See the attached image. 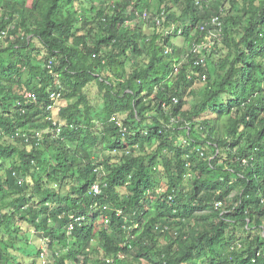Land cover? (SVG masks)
Segmentation results:
<instances>
[{"label":"trees","instance_id":"16d2710c","mask_svg":"<svg viewBox=\"0 0 264 264\" xmlns=\"http://www.w3.org/2000/svg\"><path fill=\"white\" fill-rule=\"evenodd\" d=\"M263 219L264 0H0V264H264Z\"/></svg>","mask_w":264,"mask_h":264},{"label":"built area","instance_id":"2783aa9c","mask_svg":"<svg viewBox=\"0 0 264 264\" xmlns=\"http://www.w3.org/2000/svg\"><path fill=\"white\" fill-rule=\"evenodd\" d=\"M143 15H144V17L145 16L147 17L146 12ZM211 22H212V24L216 25L218 27V29H208L210 36H212V38L220 39V37H221V24H220L219 18L217 16H215V17H213ZM201 28L203 29L204 27L202 26ZM180 32H181V29H179V33ZM211 48H213V42L208 41V42L193 45V47H191L190 51L192 52V54H195L197 52L204 51L205 49L209 50ZM204 59H205V56L199 57L198 59H196L194 61V65L199 66L201 64H204ZM205 78H206V75L203 74L202 79H205ZM52 96L54 98H58L59 94H57L56 97L54 94H52ZM173 100L176 102V98H173ZM37 136H38V133H37ZM92 190H93L94 194L99 193L100 192V185L94 184L92 186ZM216 205L221 206L222 203L216 202ZM84 220H85V217L82 215L74 216L73 219L64 227L66 235H70L72 233V231L75 229L76 225H81ZM43 242H44V245H46V240L45 241L43 240ZM107 261L109 262L110 259L108 258Z\"/></svg>","mask_w":264,"mask_h":264},{"label":"rangeland","instance_id":"374dc122","mask_svg":"<svg viewBox=\"0 0 264 264\" xmlns=\"http://www.w3.org/2000/svg\"><path fill=\"white\" fill-rule=\"evenodd\" d=\"M145 31L146 32H148V31L150 32V29L146 28ZM171 43H172L171 46H175V45H181L182 46V45H185V43L183 41V37H180V36L177 37V38L176 37L173 38L171 40ZM213 64H216V62H214ZM65 104L66 103L64 101H61V100L59 101L58 100L57 103H56V106L59 107V106L65 105ZM263 225H264V219H263ZM27 237L29 238V242H28L27 245H24V249H26L28 251V255L29 256H25L23 260L28 263L30 261V259L32 258L33 253L35 254L37 247L38 246L44 247V242L40 239L39 236H36V235L32 236L30 234H27Z\"/></svg>","mask_w":264,"mask_h":264},{"label":"clouds","instance_id":"9594fccd","mask_svg":"<svg viewBox=\"0 0 264 264\" xmlns=\"http://www.w3.org/2000/svg\"><path fill=\"white\" fill-rule=\"evenodd\" d=\"M42 240V239H41ZM43 241V240H42ZM42 248H45V245H44V247H42Z\"/></svg>","mask_w":264,"mask_h":264}]
</instances>
